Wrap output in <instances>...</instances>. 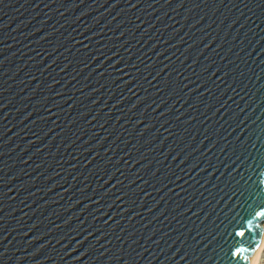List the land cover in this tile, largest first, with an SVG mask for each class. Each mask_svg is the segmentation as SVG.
<instances>
[{
    "label": "water",
    "instance_id": "95a60500",
    "mask_svg": "<svg viewBox=\"0 0 264 264\" xmlns=\"http://www.w3.org/2000/svg\"><path fill=\"white\" fill-rule=\"evenodd\" d=\"M264 224V0H0V264H249Z\"/></svg>",
    "mask_w": 264,
    "mask_h": 264
},
{
    "label": "clouds",
    "instance_id": "9594fccd",
    "mask_svg": "<svg viewBox=\"0 0 264 264\" xmlns=\"http://www.w3.org/2000/svg\"><path fill=\"white\" fill-rule=\"evenodd\" d=\"M250 264H264V250H260L257 255H253Z\"/></svg>",
    "mask_w": 264,
    "mask_h": 264
},
{
    "label": "bare ground",
    "instance_id": "6f19581e",
    "mask_svg": "<svg viewBox=\"0 0 264 264\" xmlns=\"http://www.w3.org/2000/svg\"><path fill=\"white\" fill-rule=\"evenodd\" d=\"M260 250H264V224H263V227H262V232H261L259 243H258V245L256 247V250L254 251L253 255H257ZM249 264H250V261H249Z\"/></svg>",
    "mask_w": 264,
    "mask_h": 264
}]
</instances>
